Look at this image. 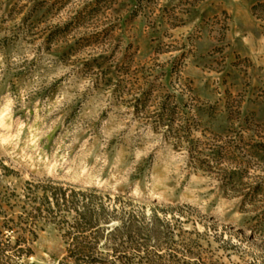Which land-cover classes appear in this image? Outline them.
Returning <instances> with one entry per match:
<instances>
[{"label":"rangeland","instance_id":"1","mask_svg":"<svg viewBox=\"0 0 264 264\" xmlns=\"http://www.w3.org/2000/svg\"><path fill=\"white\" fill-rule=\"evenodd\" d=\"M0 264H264V0H0Z\"/></svg>","mask_w":264,"mask_h":264}]
</instances>
